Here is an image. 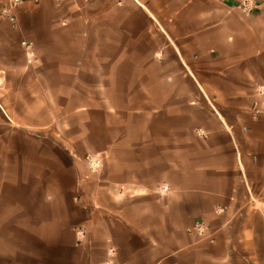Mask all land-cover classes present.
<instances>
[{"label": "crops", "instance_id": "obj_1", "mask_svg": "<svg viewBox=\"0 0 264 264\" xmlns=\"http://www.w3.org/2000/svg\"><path fill=\"white\" fill-rule=\"evenodd\" d=\"M15 15L0 17V181L34 150L6 141L35 127L18 120L90 119L74 216L45 240L70 245L58 263L264 264V0H40Z\"/></svg>", "mask_w": 264, "mask_h": 264}, {"label": "rangeland", "instance_id": "obj_2", "mask_svg": "<svg viewBox=\"0 0 264 264\" xmlns=\"http://www.w3.org/2000/svg\"><path fill=\"white\" fill-rule=\"evenodd\" d=\"M31 121L35 127L27 132L19 128L7 133L8 144L17 138L20 145H32L34 150L20 151L17 162L12 157L17 166L6 181H0V264H59V255L70 250L68 244L51 246L45 240L54 237L69 215L74 216V183L77 170L84 168V155L77 153L91 141L90 119L71 114L51 125H44L43 119L18 120ZM65 147L72 151L74 164Z\"/></svg>", "mask_w": 264, "mask_h": 264}, {"label": "built area", "instance_id": "obj_3", "mask_svg": "<svg viewBox=\"0 0 264 264\" xmlns=\"http://www.w3.org/2000/svg\"><path fill=\"white\" fill-rule=\"evenodd\" d=\"M40 0H6L0 7V17L8 20L12 24L16 23L15 9L24 2H33L38 3ZM59 1V0H58ZM245 12H250L256 8L252 1H245L240 7ZM27 48H30V44H26ZM32 55V53H30ZM252 116L255 119H258L264 115V85H259L256 89V99L253 101L251 106ZM87 167L90 171L95 172L98 170L101 164V159L96 155H87L84 158ZM167 187L164 186L163 190H166ZM194 230L199 235H202L206 232V228L202 223H196L194 225ZM84 232L79 230L76 233L77 239L79 240L82 237Z\"/></svg>", "mask_w": 264, "mask_h": 264}]
</instances>
